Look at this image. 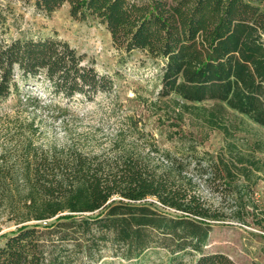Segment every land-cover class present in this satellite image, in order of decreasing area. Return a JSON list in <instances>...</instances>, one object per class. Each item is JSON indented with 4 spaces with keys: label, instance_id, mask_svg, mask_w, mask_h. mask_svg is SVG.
<instances>
[{
    "label": "trees",
    "instance_id": "1",
    "mask_svg": "<svg viewBox=\"0 0 264 264\" xmlns=\"http://www.w3.org/2000/svg\"><path fill=\"white\" fill-rule=\"evenodd\" d=\"M64 3L73 19L103 25L115 48L159 61L161 97L214 101L264 127V0H33L46 15ZM14 17L11 1L0 0V100L18 93L19 81L88 102L114 90L109 75L56 33L11 36ZM204 118L228 133L214 111ZM147 150L117 141L100 153L24 145L16 166L1 157L0 208L8 207L18 226L0 245V264H93L104 250L136 261L156 248L170 264H183L186 255L191 264H236L205 244L213 223L250 215L256 161L231 153L202 163L194 144L171 151L152 143ZM199 181L233 200L228 213L207 201ZM17 183L19 209L10 186Z\"/></svg>",
    "mask_w": 264,
    "mask_h": 264
},
{
    "label": "rangeland",
    "instance_id": "2",
    "mask_svg": "<svg viewBox=\"0 0 264 264\" xmlns=\"http://www.w3.org/2000/svg\"><path fill=\"white\" fill-rule=\"evenodd\" d=\"M15 17L10 19V35L20 31L51 35L56 33L69 42L84 62L112 78L114 90L100 94L88 102L80 96L71 100L53 95L40 82L19 81V92L0 100V158L16 166L17 156L24 145L46 148L73 146L89 153L109 151L113 142L133 148L146 155L155 143L160 149L185 150L194 144L205 163L213 159L228 160L244 155L256 161L260 171L253 185L245 222L233 218L212 224L205 244L207 251L227 254L236 264H264V127L236 112L221 108L214 101L198 104L170 97H161L160 62L142 52L125 53L112 44L106 28L94 20L79 21L68 12V4L46 15L37 10L33 0H10ZM210 111L218 115L228 133L211 129L205 121ZM232 153V154H231ZM154 157V154H151ZM193 161H195L193 159ZM18 167L15 168L17 170ZM195 169L192 170L194 174ZM16 209L21 208L18 193L22 186L10 185ZM198 191L209 203L220 206L226 213L234 205L230 197L221 200L206 184L198 182ZM155 207L162 210L160 205ZM0 208V245L18 226L8 212ZM162 211L175 215L173 210ZM183 264H191L186 255ZM93 264H170L164 249H150L138 260H125L104 250Z\"/></svg>",
    "mask_w": 264,
    "mask_h": 264
},
{
    "label": "built area",
    "instance_id": "3",
    "mask_svg": "<svg viewBox=\"0 0 264 264\" xmlns=\"http://www.w3.org/2000/svg\"><path fill=\"white\" fill-rule=\"evenodd\" d=\"M149 200H152V201H154L156 204H158V205H161L158 201H156L155 199H151V198H149ZM172 210V209H171Z\"/></svg>",
    "mask_w": 264,
    "mask_h": 264
}]
</instances>
